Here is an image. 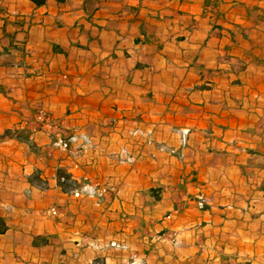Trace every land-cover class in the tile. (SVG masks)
<instances>
[{
    "label": "crops",
    "instance_id": "obj_1",
    "mask_svg": "<svg viewBox=\"0 0 264 264\" xmlns=\"http://www.w3.org/2000/svg\"><path fill=\"white\" fill-rule=\"evenodd\" d=\"M82 4L0 0V264H264V0Z\"/></svg>",
    "mask_w": 264,
    "mask_h": 264
},
{
    "label": "trees",
    "instance_id": "obj_2",
    "mask_svg": "<svg viewBox=\"0 0 264 264\" xmlns=\"http://www.w3.org/2000/svg\"><path fill=\"white\" fill-rule=\"evenodd\" d=\"M29 1L33 3L37 8H43L47 5L49 0H29ZM65 1L66 0H57V2L59 3H64ZM82 1H83V4H82L81 9L88 14L87 19L89 20L92 19V15L94 14V12L99 10L103 4L128 3V0H82ZM14 24H18V21H14ZM17 34L18 32H15V33H12L11 35L12 40L16 41L14 48L16 49V51L21 52L22 54L23 53L29 54L28 50H26V47H25L26 37L23 39V41L19 42ZM3 54L4 52L0 51V56ZM23 134L24 132H18V131H13L12 129H7L4 131L2 135H0V138L8 137V138H15L19 141H25L26 138L24 137ZM36 175L38 174L35 173L33 177H36ZM58 183L65 190H69V188L71 189V186L73 185L71 176L69 174L63 173L62 170L61 171L59 170ZM6 229H7L6 221L4 217L0 216V235L3 234L6 231Z\"/></svg>",
    "mask_w": 264,
    "mask_h": 264
},
{
    "label": "built area",
    "instance_id": "obj_3",
    "mask_svg": "<svg viewBox=\"0 0 264 264\" xmlns=\"http://www.w3.org/2000/svg\"><path fill=\"white\" fill-rule=\"evenodd\" d=\"M41 116V119H40V122H41V127H44L46 130H52L53 131V135H54V141H55V144L59 145L62 150H64L65 152H69L71 150V145L73 143V141L75 140V138L73 136H70V137H66L63 135V133L61 132L60 130V125L58 123V121L56 119H53V117L51 115H49L48 113H45V112H41L40 114ZM189 133V130L188 129H183L181 131V141H182V144L183 146L186 145L187 143V134ZM85 145H81L79 146L77 149H76V152L78 154H85L86 152V147H84ZM172 153H176V150L173 149L172 150ZM134 158H129V161H133ZM76 196H79V193L76 192L75 193ZM200 207L203 208L204 207V204L203 202H200ZM51 212L52 214H57L58 213V209L57 207H53L51 209ZM111 246H117L118 247V244L116 243H112ZM74 257H78V252H76L74 254Z\"/></svg>",
    "mask_w": 264,
    "mask_h": 264
},
{
    "label": "rangeland",
    "instance_id": "obj_4",
    "mask_svg": "<svg viewBox=\"0 0 264 264\" xmlns=\"http://www.w3.org/2000/svg\"><path fill=\"white\" fill-rule=\"evenodd\" d=\"M182 131V130H181ZM180 134H181V132H180ZM182 136V135H181ZM181 138V137H180Z\"/></svg>",
    "mask_w": 264,
    "mask_h": 264
}]
</instances>
